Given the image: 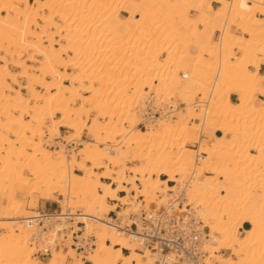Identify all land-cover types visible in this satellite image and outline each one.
<instances>
[{
  "label": "bare ground",
  "instance_id": "6f19581e",
  "mask_svg": "<svg viewBox=\"0 0 264 264\" xmlns=\"http://www.w3.org/2000/svg\"><path fill=\"white\" fill-rule=\"evenodd\" d=\"M214 1L0 0V264H160L159 250L108 217L137 212L140 198L177 217L191 205L208 228V264H264V0ZM177 96L185 107L172 119ZM149 97L165 106L146 120ZM143 121L146 129L135 127ZM84 128L89 139L69 153L63 142ZM186 140L198 148L179 146ZM179 186L186 200L171 209ZM48 200L62 209L41 212L45 232L23 221L39 212L27 203ZM244 221L251 226L241 236ZM93 230L97 240L87 236ZM74 232L80 244L95 238L79 249L85 259L75 256ZM36 236L51 245L47 262L32 257ZM63 236L74 249L57 250ZM221 246L233 253L215 255Z\"/></svg>",
  "mask_w": 264,
  "mask_h": 264
},
{
  "label": "built area",
  "instance_id": "2783aa9c",
  "mask_svg": "<svg viewBox=\"0 0 264 264\" xmlns=\"http://www.w3.org/2000/svg\"><path fill=\"white\" fill-rule=\"evenodd\" d=\"M153 101V97H149L145 101L144 119L146 120L159 117L164 110L165 105L163 103H154ZM167 107L173 109V107ZM144 123L143 121L141 126L144 127ZM185 192L186 188L183 186H179L174 192H169L171 197L166 206L171 209L182 207L183 202L186 200ZM139 200L142 202L138 207L139 210L129 212L122 219L117 218L114 212H110L109 216L113 217L118 227L121 226L127 232L139 237L142 244L150 250L154 252L159 250L161 254H157L160 256L157 262L160 264H208L206 258L209 254L202 250V238H208V228L203 225V220L191 205H186L184 215L177 217L166 213L162 207L145 208L143 199L140 198ZM77 212H80L79 208H77ZM46 216L41 212H37L34 216L24 218L23 221L28 225L38 224L41 231L45 232ZM66 216L71 222V215ZM76 235V232L72 234L73 243L71 244L75 249L83 250L87 245L94 246L95 238L93 236L80 244ZM40 236L35 237L34 254L47 256L51 245L41 243ZM64 238L66 236H63L62 239L56 238V246L62 245ZM168 250H171L172 254H166Z\"/></svg>",
  "mask_w": 264,
  "mask_h": 264
},
{
  "label": "rangeland",
  "instance_id": "374dc122",
  "mask_svg": "<svg viewBox=\"0 0 264 264\" xmlns=\"http://www.w3.org/2000/svg\"><path fill=\"white\" fill-rule=\"evenodd\" d=\"M208 1H212V0H208ZM33 2V0H30V3H32ZM258 6H260V4H258ZM4 13L2 12L0 15H3ZM195 14H196V12L195 11H193V10H189V16H195ZM120 16H123V13H121L120 14ZM256 17H262L258 12H256V15H255ZM56 20V19H55ZM214 26H216V24L214 23L213 24ZM199 27H201L202 29H204V27H202L201 25L199 26ZM211 28L210 27H207L206 28V30L205 31H209ZM233 29V28H232ZM231 29V30H232ZM234 30H235V28H234ZM234 30H232V32L234 31ZM237 31V30H236ZM219 34H220V32L218 31H216L215 32V34L213 35V39L214 40H217L218 38H219ZM234 50V52H239L237 49H235V48H233ZM0 54H3L2 52H0ZM260 55V56H259ZM259 55H258V57H261L263 54L262 53H259ZM63 57H65V58H67L68 57V54L66 53V54H63L62 55ZM262 63V62H261ZM28 64H30V65H33V67H35V66H37V62H35V63H28ZM8 69L10 70V71H12V72H16L18 69L17 68H15V67H13V66H10V64L8 65ZM63 68L62 67H60L59 68V70H62ZM249 69H251V70H253V67H251V66H249ZM67 71L68 72H71L72 70H71V68H67ZM19 81V83H24V81H22V80H20V79H18ZM8 82H10V81H8ZM11 84V86L13 87V88H15V87H17V85H15V84H12V83H10ZM95 84H97V83H95ZM147 90V87H144L143 86V92H144V90ZM149 89V88H148ZM23 91V90H22ZM151 90H149V92H150ZM24 92V91H23ZM148 91L147 92H144L145 94H148L149 93ZM198 92H201V91H199V89H197V94H195L194 96H193V98H192V100H193V103H192V105H193V107L195 108V109H198V104H200V102L198 101V104H197V100H200V98H201V94L200 93H198ZM255 92V93H254ZM253 93L254 94H252L253 95V98L254 99H257L256 97L258 96V92L257 91H254ZM82 95H84V93H82ZM176 101H174V102H176V112H174V114H173V116H172V119H175L176 118V116L180 113V112H182V110L184 109V107H185V102H184V104L183 103H179L180 101H181V99H180V97L179 96H177L176 97ZM79 101L80 100H78L77 101V103H79ZM95 112H91L90 113V116H89V118L86 120V123L88 124L87 126H89L90 125V118L92 117V115L94 114ZM60 116V114L59 113H56L55 114V117H59ZM84 117V116H83ZM83 119H85V117L83 118ZM99 120H101V121H103L104 119H102V118H98ZM137 119L140 121L142 118L141 117H138L137 116ZM0 120H1V118H0ZM155 120L156 119H154L152 122H151V124H154L155 123ZM195 121V120H194ZM147 124H149V123H147ZM135 127H137V128H139V129H146L147 128V125H145V127H139V126H135ZM60 133L63 135V136H68L69 135V133H70V130L68 129V128H66V127H61L60 128ZM89 134H90V130H88L87 128H84V129H82L81 130V136H80V138L78 139V140H75L73 143H68V144H66V143H64L63 142V144L65 145V147H66V149L68 150V152L70 153V151H73V152H75V151H77L78 150V148L79 147H81L82 146V143H83V141L84 140H88L89 139ZM227 137H229V134H227L226 135ZM204 138V137H203ZM46 139V138H45ZM60 140V138H56V139H54V142H55V144L54 145H52V146H48V147H50V148H55V147H57V143H59L58 141ZM182 143H184V144H182ZM181 145H183L184 147H186V148H191V149H193V150H195V149H197L198 148V143L197 142H194V141H185V142H182L181 141V144L179 145V146H181ZM100 146H103V145H100ZM254 150V149H253ZM78 158H80V157H78ZM194 162H196V163H198L199 162V160H195ZM192 170H194V169H192ZM195 171V170H194ZM75 172L76 173H80L79 171H77V170H75ZM26 174H28L27 172H26ZM195 174H196V172H195ZM206 174H208L207 172H206V170H203L202 172H201V178H203L204 176H202V175H206ZM128 175V174H127ZM188 175V174H187ZM197 175V174H196ZM153 176V175H152ZM223 180V178L221 177L220 178V181H222ZM134 191V190H133ZM132 193H134V192H132ZM135 194V193H134ZM139 199H136V201H138ZM48 205V204H50L51 206H52V209L51 210H48V209H46L45 208V205ZM25 208H26V210H28V211H30V214L32 213V214H35V212H37V211H39V212H51V211H53V210H56L57 212H58V210L59 209H62V207H61V203H56V201H54V200H48V201H45L44 202V204H43V208L40 206V204H39V206L37 207V208H31L30 206H29V204L27 203L26 205H25ZM145 208H146V206H145ZM73 211L74 212H77V210H75V209H73ZM110 215V214H109ZM108 215V217H110ZM76 220L75 219H73V226H74V228H75V230H78V228L76 227ZM83 229V227L81 228V230ZM1 230V229H0ZM239 230H240V228H239ZM238 230V231H239ZM91 233V234H90ZM89 234H87V236L89 235H94L95 236V238H96V231L95 230H93L92 232H90ZM240 235L242 236L243 235V232H241L240 233ZM87 236H85V238L87 237ZM88 236V237H89ZM87 237V238H88ZM78 239L79 240H82V238H80V237H78ZM96 240H97V238H96ZM67 244V243H66ZM65 244V245H66ZM60 246V247H58L57 248V250L58 251H61V252H65L66 251V249H68L67 247H71L70 245H69V243H68V245H66V246ZM29 247H31V246H29ZM96 247V246H95ZM71 248H73V247H71ZM31 249H32V252H31V254H32V257H35L37 260H39V261H42V262H47L49 259H50V257H51V255L49 256V255H47V256H38V255H36V254H33V251H34V249H33V247H31ZM74 249V248H73ZM217 251H215L214 253H216L215 255H222V256H228V255H230V254H232L233 252H232V250H229V249H227L226 247H224L223 248V246H221V247H219V248H217L216 249ZM89 251H91V249H89L88 250V252ZM74 252H75V256H77V257H80V258H82V259H85V257H86V255L87 254H85V253H83V252H81L79 249H74ZM212 261H216V258L214 257V255H212ZM71 259V260H70ZM72 257H67L66 258V262L69 264L71 261H72Z\"/></svg>",
  "mask_w": 264,
  "mask_h": 264
},
{
  "label": "crops",
  "instance_id": "0c3cea01",
  "mask_svg": "<svg viewBox=\"0 0 264 264\" xmlns=\"http://www.w3.org/2000/svg\"><path fill=\"white\" fill-rule=\"evenodd\" d=\"M217 5H218V4H217L214 0L211 1V6H212V8H217V7H218ZM202 27H204V29H202L201 27H200V28H201L205 33H209L210 30H209V31H205L206 28H207L208 26H202ZM192 39H195V37H193ZM259 73H260V74H264V61H263V62L260 64V66H259ZM229 98H230V101L233 102V103H237V102H238V98H237V95H236L235 93H230ZM257 98H261V96L258 95ZM214 135H215V136H220V135H221V132H220V131H215V132H214ZM222 192L224 193L225 190H222ZM45 208L48 209V210H51V209H52V206H51L50 204H48V205L46 204V205H45ZM250 209H251L252 211H256V208H255L254 206H250ZM250 226H251V224H250L249 222L244 221V222L242 223L241 227H240V231L242 232L243 229H249ZM85 264H89V263L85 261Z\"/></svg>",
  "mask_w": 264,
  "mask_h": 264
}]
</instances>
